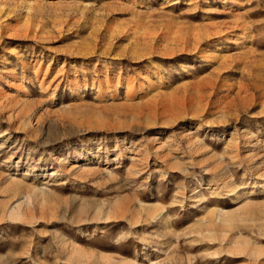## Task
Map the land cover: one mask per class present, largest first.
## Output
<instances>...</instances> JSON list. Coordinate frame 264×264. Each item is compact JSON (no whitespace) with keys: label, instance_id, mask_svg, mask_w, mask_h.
Returning <instances> with one entry per match:
<instances>
[{"label":"rangeland","instance_id":"1","mask_svg":"<svg viewBox=\"0 0 264 264\" xmlns=\"http://www.w3.org/2000/svg\"><path fill=\"white\" fill-rule=\"evenodd\" d=\"M0 264H264V0H0Z\"/></svg>","mask_w":264,"mask_h":264},{"label":"bare ground","instance_id":"2","mask_svg":"<svg viewBox=\"0 0 264 264\" xmlns=\"http://www.w3.org/2000/svg\"><path fill=\"white\" fill-rule=\"evenodd\" d=\"M18 205V204H17ZM16 207H18V206H16ZM15 209V210H14ZM17 211V209L16 208H12L11 210H10V214H13V216L14 215H17V216H19V213H18V211Z\"/></svg>","mask_w":264,"mask_h":264}]
</instances>
